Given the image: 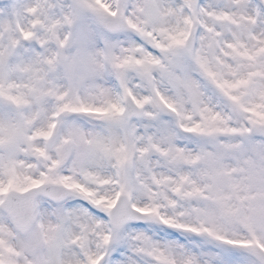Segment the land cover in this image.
Segmentation results:
<instances>
[{"label":"snow or ice","instance_id":"6c2138e0","mask_svg":"<svg viewBox=\"0 0 264 264\" xmlns=\"http://www.w3.org/2000/svg\"><path fill=\"white\" fill-rule=\"evenodd\" d=\"M0 264H264V0H0Z\"/></svg>","mask_w":264,"mask_h":264}]
</instances>
